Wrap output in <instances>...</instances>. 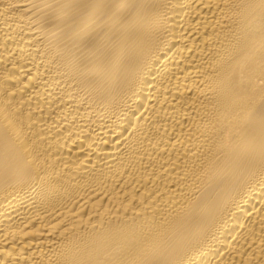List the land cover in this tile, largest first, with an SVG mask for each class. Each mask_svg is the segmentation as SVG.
<instances>
[{"label": "bare ground", "instance_id": "bare-ground-1", "mask_svg": "<svg viewBox=\"0 0 264 264\" xmlns=\"http://www.w3.org/2000/svg\"><path fill=\"white\" fill-rule=\"evenodd\" d=\"M0 264H264V0H0Z\"/></svg>", "mask_w": 264, "mask_h": 264}]
</instances>
